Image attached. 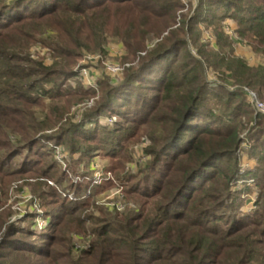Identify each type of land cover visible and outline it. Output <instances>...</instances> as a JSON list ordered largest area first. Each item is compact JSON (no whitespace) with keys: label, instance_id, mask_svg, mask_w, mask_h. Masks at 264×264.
Here are the masks:
<instances>
[{"label":"trees","instance_id":"obj_1","mask_svg":"<svg viewBox=\"0 0 264 264\" xmlns=\"http://www.w3.org/2000/svg\"><path fill=\"white\" fill-rule=\"evenodd\" d=\"M181 8L180 0H0V182L42 178L36 198L47 224L38 233L35 213L26 228L0 216V264H23L24 253L46 264H264V115L247 100L252 92L264 103V0H198L181 28L154 43L155 25L171 29ZM110 38L129 49L124 63L138 61L120 83H99L98 106L70 121L71 107L94 94L75 71L80 50L104 53ZM236 40L257 65L235 54ZM35 44L51 65L31 56ZM209 70L220 77L209 81ZM101 115L118 120L104 128ZM142 136L149 160L124 173ZM50 145L78 154L68 170L108 158L136 210L97 206L95 195L115 182L94 186L86 173L68 185L73 200L62 196L54 186L71 179ZM250 183L257 192L245 213ZM73 233L86 249L74 251Z\"/></svg>","mask_w":264,"mask_h":264},{"label":"rangeland","instance_id":"obj_2","mask_svg":"<svg viewBox=\"0 0 264 264\" xmlns=\"http://www.w3.org/2000/svg\"><path fill=\"white\" fill-rule=\"evenodd\" d=\"M181 1L182 0H180V3ZM181 5L182 8L177 10L175 13L174 24L173 26H171V29L168 28L165 30L164 20H159V22L155 25L154 29L158 31V33L156 37L153 39L154 43L162 41L163 38L169 32V30L181 28L182 23L185 21V18H187L188 20L190 16H192L194 11L192 2H190V0H186V4L184 5L181 3ZM121 21H124V18L117 17L114 20L113 24H117L119 26V23ZM226 23L230 27L232 26V23L230 21H226ZM150 48L151 46H149V49ZM128 51L129 49H127V47L122 43V41L112 38L109 39L104 53L97 52L95 54H92L91 52H87L85 49L80 50V58L78 60L75 71L78 73L79 75L78 78L81 80L83 87L87 89H91L94 92V94L89 98L84 99L83 102L76 103L71 107L70 112L67 116L70 119V121H73L75 123L80 122V120L82 119V115L85 112H88L89 109L91 110V108L93 109L94 107L98 106L97 104L99 102L98 99L99 83H103V81L106 82L110 80L113 81L115 84H118L121 81H123L125 70L128 67H134L135 63H137L138 61L137 58L135 62L133 61L132 63L130 62L124 63V58L127 57ZM30 53L34 59L42 60L44 65L46 66L51 65L53 61L52 58L49 56L47 49L43 48L39 44L33 45L30 48ZM235 54L246 60L248 64L251 66H255L258 64V58L254 56L249 50V48L243 45L239 40L238 41L236 40ZM139 55L140 57H143L145 55V51L141 52ZM127 58L132 60L131 56H128ZM83 69L86 72L85 74L82 73L80 75V72H82ZM111 69H117L118 71L111 72ZM146 77L153 79L152 76L148 74ZM219 77H220L219 75L212 72L211 70L207 72V78L211 82L216 81ZM148 84H149L148 82L139 83L138 87L140 89H138L137 92L144 93V90L142 88ZM72 86H74V84H72ZM228 86H230L229 82H228ZM247 100L250 105H253L249 97H247ZM261 103L263 104V102ZM117 118L118 117L116 116L101 115L98 117L97 124L104 128H110V127L112 128L117 122L118 120ZM147 145H148V140L146 136H142L138 143H135L134 145L128 147L127 153L129 155V160L124 166V173L136 172L138 166L146 163L149 160L148 156H145V152H144ZM53 146L60 148L64 151V154L66 155V159L63 161L64 165L60 164V161L57 159V156L53 154V151L52 154L59 168L62 171H68L66 172L68 174L67 177L71 179V182L63 180L61 183H59V185L54 186L53 182L47 181V184L56 187L57 190H59L60 194H62V196L67 195L69 199L73 200L74 197L72 194H70L68 185L72 182L78 183L79 181H81L82 179L81 175L82 174L84 175L85 173L89 175L91 179V183H93V181H95V178H93L94 173L98 169L107 175L109 174L113 181L115 180L114 176H112V173L107 171V168L111 164L108 158L95 155L90 161L88 166L83 168L82 165H72V169L70 168L68 170L69 162L71 163L72 159L74 160L77 159L78 154L70 155L63 146H59V145H53ZM241 149L243 150L242 161H243V165L245 164L244 167L247 168L253 166L255 164V160L250 159L245 154L244 146H242ZM18 159L19 157H17L15 160L18 161ZM38 178L39 177L37 176V174H25L11 178H2L0 182V216L3 219L8 220L7 222L9 223L12 222L19 223V226H24L25 228L27 226L32 225V222L26 221L25 219L29 214H33L35 209L38 208L42 210V207L40 205L41 201L36 198L37 188L35 185H39L41 187L40 183L41 181H43V179L42 178L38 179ZM118 185L121 187L119 190H121L122 196L114 197L112 194L115 191V187H117ZM250 186L252 188V194L249 196L250 198L248 197L246 199V203L244 204L242 209L243 212L245 213H249L253 209L252 203H253V199H255L254 194L257 192L256 187L253 185V183H250ZM238 188H241V184H238ZM122 189L123 186L119 182H115L113 188L111 189L109 188L105 192L97 193V195H95L94 203L97 206L103 207L110 213L113 212L121 213L127 208L136 210L134 203L126 201ZM120 205L123 206V209L121 211H119L116 207ZM35 220L33 221V227H34L33 230L39 233L41 232L42 229L40 230L37 229L38 224L35 223ZM71 237H72V246L75 247L76 249V250L74 249V251H80L88 247L87 239H84L74 233L73 235H71ZM35 240L36 237H33L30 238L29 241H35ZM23 255H24V259L21 260L23 264H28V263L46 264L45 262H42L43 260H37L34 256H30L28 253H24Z\"/></svg>","mask_w":264,"mask_h":264},{"label":"built area","instance_id":"obj_3","mask_svg":"<svg viewBox=\"0 0 264 264\" xmlns=\"http://www.w3.org/2000/svg\"><path fill=\"white\" fill-rule=\"evenodd\" d=\"M190 2H192L193 7L195 9L196 5L198 3V0H190ZM181 3L185 5L186 4V0H182ZM227 31H229V30H227ZM117 71H118L117 69H111V72H117ZM85 72L86 71L83 69L82 72H80V75L82 73L85 74ZM248 97L250 98V100H251L252 104L254 105L256 111L258 113H261L262 115H264V103L262 104L261 102H259L257 100L256 95L254 93H252V92L248 93ZM50 148L53 151V154H55L57 156V159L60 161V164L64 165L63 161L66 159V155L64 154V151L62 149H60V148H57V147L53 146V145H51ZM243 168H245V167H243ZM93 178H95V181H93L94 185H99L103 180H106V181L112 180V178H111V176L109 174L107 175V174L103 173L102 171H100L99 169L95 171ZM120 188L121 187L119 185L117 187H115V191L112 194L114 197L122 196L121 195V190H119ZM116 207H117V209L119 211H121L123 209L122 205L116 206ZM30 212H33V211H30ZM34 213L36 214L35 223L38 224V228L37 229L40 230V229L45 228V226L47 224H46V221H44V219H43L42 210L37 208V209L34 210Z\"/></svg>","mask_w":264,"mask_h":264}]
</instances>
